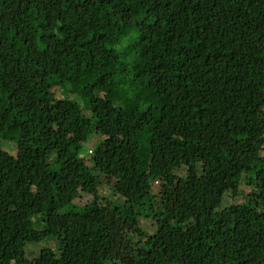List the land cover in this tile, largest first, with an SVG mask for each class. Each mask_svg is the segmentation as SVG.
Masks as SVG:
<instances>
[{"label":"trees","instance_id":"trees-1","mask_svg":"<svg viewBox=\"0 0 264 264\" xmlns=\"http://www.w3.org/2000/svg\"><path fill=\"white\" fill-rule=\"evenodd\" d=\"M102 199L120 263L264 264V0H0V264H110Z\"/></svg>","mask_w":264,"mask_h":264},{"label":"rangeland","instance_id":"rangeland-1","mask_svg":"<svg viewBox=\"0 0 264 264\" xmlns=\"http://www.w3.org/2000/svg\"><path fill=\"white\" fill-rule=\"evenodd\" d=\"M104 140V137L97 134H92L86 141H84L81 145L76 148V150L79 151L81 157H86V159H89V152L91 150L96 151V153H100L102 150V141ZM2 146L5 148V150H8L10 152L15 153V146L11 142L2 141ZM89 164V163H88ZM178 178L176 180L175 186L173 187H166L159 184L157 181L154 185V196L155 201L158 202L162 192L163 195H165L164 200L167 203V210L166 212L170 214V217L173 218L181 213L182 208L191 203L194 199V191L192 184L188 183L183 179V176L185 174L179 173ZM243 190L246 192H249V189L247 187H243ZM101 193L102 196H108L110 197L108 201L114 202L115 204H121L123 201L120 198H117L116 196L111 197V190L109 186H102L101 187ZM73 196H75V202H78L80 204H84L89 202L91 197L89 198L87 195L82 194L81 191H78L77 193H74ZM74 198V197H73ZM244 199L240 196L237 198V203L242 202ZM105 203L106 201L102 199L101 206L103 207L102 212L100 214V218L103 221V224L108 228L110 231V234L112 236L111 238V247L112 252L110 257L112 258L110 264H123L120 263L121 259L124 261H129L130 257L128 253H130V247L126 243V234L129 233L131 235L130 226L128 223L124 222L123 220H120L117 216H115L114 213H112L110 204ZM231 198L230 195H226L224 199V203L222 207H226L230 204ZM78 204V205H80ZM152 206L151 204H148L147 207H144L142 211L139 213L140 216V226L141 228L146 231L149 234H152L155 230L154 224L150 217L154 215V212L156 208L154 207L151 210ZM135 243L137 241V238L134 237L133 240ZM39 245V247H38ZM35 245L34 249L35 252H38L40 249L41 244ZM31 262V260H30Z\"/></svg>","mask_w":264,"mask_h":264}]
</instances>
